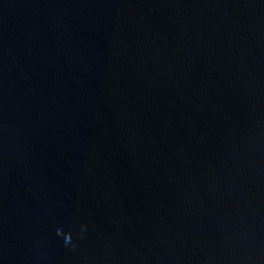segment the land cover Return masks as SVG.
Wrapping results in <instances>:
<instances>
[{"label": "water", "instance_id": "water-1", "mask_svg": "<svg viewBox=\"0 0 264 264\" xmlns=\"http://www.w3.org/2000/svg\"><path fill=\"white\" fill-rule=\"evenodd\" d=\"M0 264H264V0H0Z\"/></svg>", "mask_w": 264, "mask_h": 264}, {"label": "clouds", "instance_id": "clouds-1", "mask_svg": "<svg viewBox=\"0 0 264 264\" xmlns=\"http://www.w3.org/2000/svg\"><path fill=\"white\" fill-rule=\"evenodd\" d=\"M63 240H64V242H68V241H70V236L68 235V234H65L64 236H63Z\"/></svg>", "mask_w": 264, "mask_h": 264}]
</instances>
